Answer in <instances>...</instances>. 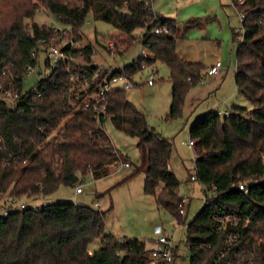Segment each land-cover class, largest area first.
I'll list each match as a JSON object with an SVG mask.
<instances>
[{
    "label": "trees",
    "instance_id": "trees-1",
    "mask_svg": "<svg viewBox=\"0 0 264 264\" xmlns=\"http://www.w3.org/2000/svg\"><path fill=\"white\" fill-rule=\"evenodd\" d=\"M40 5L78 40L84 39L81 29L90 14L114 26L130 45L136 30L148 29L144 45L151 56L146 62L168 64L173 85L169 117L182 116L186 94L203 79L205 65L179 56L177 41L184 33L178 20L155 12L152 0H0V82L8 80L2 72L9 66L22 77L15 87L24 86L25 65L34 62L32 53L49 35V24L34 22ZM235 7L246 15L236 50V85L251 108L233 102L225 112L211 110L190 126L196 181L208 190L216 186L218 196L187 224L189 264L213 263L227 234L215 231L214 215L230 210L250 218L246 234L254 229L260 236L253 264H264V183L248 195L231 188L234 181L264 179V0ZM156 26L165 30L152 32ZM93 48L88 45L87 53ZM138 69L131 66L127 72ZM65 89L66 81L48 82L42 98L16 110L0 100V205L10 209L0 216V264H149L151 252L144 240L116 238L105 230L107 211L73 201L19 210L11 203V198L46 197L62 185L76 188L89 175L101 179L126 160L100 124L104 119L98 122L90 112L68 115ZM126 94L122 89L109 93L107 113L115 128L139 138L147 166L145 192L156 195L159 208L175 218L174 227L184 226L181 182L169 167L174 145L148 125L146 114ZM96 241L98 248L92 249ZM181 242L176 264L183 259Z\"/></svg>",
    "mask_w": 264,
    "mask_h": 264
},
{
    "label": "rangeland",
    "instance_id": "rangeland-1",
    "mask_svg": "<svg viewBox=\"0 0 264 264\" xmlns=\"http://www.w3.org/2000/svg\"><path fill=\"white\" fill-rule=\"evenodd\" d=\"M152 8L162 16L176 18L180 34H187V38L180 37L177 41L179 56L205 65L203 79L192 86L186 94L181 117L174 119L169 117L173 85L169 78L170 67L165 62L156 61L148 71L139 72L135 78L137 86L126 94L128 99L146 114L148 125L174 145L169 162L181 182L180 195L187 197L184 219L188 224L202 212L205 205L202 185L190 178V173L193 174L196 166L194 151L188 144L191 124L210 109L224 111L233 102L247 109L251 108L250 101L238 93L235 77L236 50L244 32L240 13L232 5V0H152ZM35 16L34 22L41 25L50 20L47 10H40ZM192 18L194 22L191 21ZM81 31L85 41L98 47L101 54L97 56V60L108 67L118 68L131 64L133 58L142 52V46L136 41L125 53H118L113 60L103 47L106 40L114 35L124 44L128 43L121 40L123 39L121 35H117L119 30L95 14L88 16ZM134 33L139 36L141 30ZM41 60L44 63L43 55ZM219 60L224 64L221 74L208 76L207 69ZM152 69L156 70L154 73L156 82L150 86L146 84V78ZM36 80L37 75H31L29 84L32 85ZM193 92L201 96L194 100ZM103 126L114 146L122 151L126 160H120L113 171L101 179L96 180L91 175L87 176L82 183L83 194L76 195L75 187L62 185L46 197L20 201L34 209L52 202L73 201L91 207L99 204V208L108 213L105 226L108 233L116 238L126 236L149 243L159 235L162 225L174 229L175 218L159 208L156 195L145 192L147 166L142 159L144 151L139 146V138L115 128L111 118H107ZM126 161L130 166H125ZM1 205L0 216L4 211ZM176 236L178 240L183 238L179 250V255L183 259H178L179 264H189L190 250L185 244L187 232L183 233L179 229ZM98 245L99 242L96 241L90 247L96 249Z\"/></svg>",
    "mask_w": 264,
    "mask_h": 264
},
{
    "label": "built area",
    "instance_id": "built-area-1",
    "mask_svg": "<svg viewBox=\"0 0 264 264\" xmlns=\"http://www.w3.org/2000/svg\"><path fill=\"white\" fill-rule=\"evenodd\" d=\"M245 1L236 0L232 4L235 7L236 4L242 5ZM40 10L45 11L42 5L38 7V11ZM239 13L243 22L246 15L240 11ZM45 24H49V35L40 40V50L32 53L34 62L25 65L23 75L24 86L21 88L15 87V82L22 79V77L18 73L14 74L10 67L6 66L2 75L8 76V80L0 82V100L6 102L10 109L16 110V108L23 104L42 98V90L46 88L48 82L66 81L64 98L68 115L74 116L77 113L90 112L98 122L104 119L100 123L103 125L106 119L110 118L109 113H107L108 94L115 91V89H122L125 92L131 91L136 86V75L141 71H148L152 66L146 62L151 56V52L148 46L144 45L146 35L149 32L148 29L141 30L139 36H136L134 33L133 43L136 41L140 43L142 46L141 54L133 58L131 64L112 68L97 60V56L101 54L98 47L94 46L92 51L87 53L86 47L91 43L84 39H76L66 25L62 24L52 15H50V20ZM163 30H165L164 26H156L152 32L161 33ZM121 40L124 41L123 39ZM124 42H127V40ZM131 45L130 43L124 44L113 35L106 40L103 47L114 60L118 53H125ZM41 55L45 57L44 63L41 60ZM222 65L223 62L219 60L214 66L207 69V75L218 74ZM131 66H140V69L130 74L127 72V69ZM154 73H156V70L152 69L149 71V75L146 78L147 85L155 84ZM33 74L37 75V80L30 85L29 81ZM219 112L221 113V111ZM1 140L2 138L0 137ZM188 144L193 149L194 144L191 139L188 141ZM124 164L125 166H130L128 162ZM190 178L193 181L197 180L196 171L191 174ZM259 183H264V179L243 180L238 183L234 181L231 188L248 195L251 188L256 187ZM202 192L205 202L212 197L218 196L216 186H213L210 190L202 186ZM82 193V184H79L76 187V195ZM186 198L184 197L183 204L181 205L180 211L182 216L186 215V211L184 210ZM20 200L22 199L11 198V203L14 207L17 205L16 209L18 210L27 207L26 203ZM96 208H99V204H97ZM9 212L10 209H5L3 215H7ZM250 223V218L247 215L236 210L221 211L214 215L215 231L218 233L226 232L227 234L225 245L213 259L212 264L254 263L256 242L260 241V236L254 229L246 234V228L249 227ZM186 227L187 223L184 226L174 227V229H168L165 225H162L159 229V235L155 239L149 243L144 242L145 248L151 252L149 264H176L177 247L183 239L180 238L178 240L176 232L181 229L183 233H186ZM251 238L253 239L252 244L250 242Z\"/></svg>",
    "mask_w": 264,
    "mask_h": 264
},
{
    "label": "crops",
    "instance_id": "crops-1",
    "mask_svg": "<svg viewBox=\"0 0 264 264\" xmlns=\"http://www.w3.org/2000/svg\"><path fill=\"white\" fill-rule=\"evenodd\" d=\"M191 21L192 22H194L195 20H193V18L191 19ZM185 38H187V34L185 33L184 34V37H182V39H185ZM193 62V61H192ZM214 66V65H213ZM223 67H224V64L222 65V67H221V69H220V72L218 73V74H221V72H222V70H223ZM236 70V69H235ZM218 74H214V75H218ZM214 75H211L212 77L214 76ZM150 86H153V85H150ZM237 87V86H236ZM193 94H195V97H193V99L194 100H196V99H198L201 95H199V94H196L195 92H193ZM225 102V101H224ZM211 110H215V109H210L209 111H211ZM217 110H219V109H217ZM208 111V112H209ZM219 111H223V110H219ZM226 110H224L223 112H225ZM170 168L171 169H173V167H172V164L170 163ZM83 194V193H82Z\"/></svg>",
    "mask_w": 264,
    "mask_h": 264
}]
</instances>
